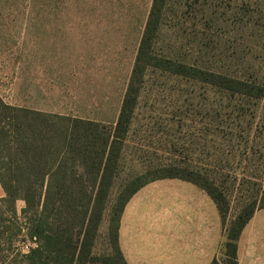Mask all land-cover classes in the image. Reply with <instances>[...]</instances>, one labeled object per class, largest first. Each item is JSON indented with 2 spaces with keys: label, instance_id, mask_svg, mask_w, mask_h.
Masks as SVG:
<instances>
[{
  "label": "rangeland",
  "instance_id": "374dc122",
  "mask_svg": "<svg viewBox=\"0 0 264 264\" xmlns=\"http://www.w3.org/2000/svg\"><path fill=\"white\" fill-rule=\"evenodd\" d=\"M152 1L0 0V97L113 124ZM155 35L158 57L264 84V0H163ZM141 71L121 176L171 163L216 186L227 202L216 260L231 264L223 246L230 222L263 204L264 99L207 84L195 71ZM22 207L18 199L17 214ZM107 225L105 219L92 249L98 259L89 264H105L108 254L117 260ZM27 244L20 236L0 248L10 256L8 249L24 252Z\"/></svg>",
  "mask_w": 264,
  "mask_h": 264
},
{
  "label": "trees",
  "instance_id": "16d2710c",
  "mask_svg": "<svg viewBox=\"0 0 264 264\" xmlns=\"http://www.w3.org/2000/svg\"><path fill=\"white\" fill-rule=\"evenodd\" d=\"M162 3L163 0L152 1L121 109L113 124L14 106L0 97V186L4 192L0 197V246L4 243L11 248L13 238L20 236L29 243L24 252L8 249L10 256L0 248V262L10 257L8 264H89L98 259L92 249L106 219L110 247L117 260L111 254L101 259L105 264H126L118 245L121 212L135 191L160 178L187 180L203 189L216 204L224 225V195L188 167L158 164L121 176L122 151L133 104L131 95L143 67L154 66L190 77H194V71L203 73L207 84L264 99V84L200 70L154 54ZM118 179L114 189V180ZM18 199L23 201L19 214L15 208ZM260 199L263 204L258 209L264 207V194ZM255 210L239 212L229 224L223 246L231 264H237V240ZM210 264H217L216 258Z\"/></svg>",
  "mask_w": 264,
  "mask_h": 264
},
{
  "label": "crops",
  "instance_id": "0c3cea01",
  "mask_svg": "<svg viewBox=\"0 0 264 264\" xmlns=\"http://www.w3.org/2000/svg\"><path fill=\"white\" fill-rule=\"evenodd\" d=\"M222 237L223 224L212 198L179 178H160L140 187L119 219L118 245L126 264H210ZM236 260L264 264V207L242 228Z\"/></svg>",
  "mask_w": 264,
  "mask_h": 264
},
{
  "label": "built area",
  "instance_id": "2783aa9c",
  "mask_svg": "<svg viewBox=\"0 0 264 264\" xmlns=\"http://www.w3.org/2000/svg\"><path fill=\"white\" fill-rule=\"evenodd\" d=\"M26 248H28V244L26 245Z\"/></svg>",
  "mask_w": 264,
  "mask_h": 264
}]
</instances>
